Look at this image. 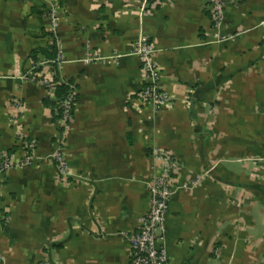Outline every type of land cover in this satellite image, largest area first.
I'll list each match as a JSON object with an SVG mask.
<instances>
[{
	"label": "crops",
	"instance_id": "obj_1",
	"mask_svg": "<svg viewBox=\"0 0 264 264\" xmlns=\"http://www.w3.org/2000/svg\"><path fill=\"white\" fill-rule=\"evenodd\" d=\"M0 0V264H131L129 237L161 173L181 166L164 246L170 264H264V0H226L215 28L205 0ZM146 36L162 107L143 104ZM54 75L75 93L59 123L49 90L22 77L59 53ZM26 107L13 125L15 102ZM20 128L37 148L18 166ZM62 152V179L53 155Z\"/></svg>",
	"mask_w": 264,
	"mask_h": 264
},
{
	"label": "built area",
	"instance_id": "obj_2",
	"mask_svg": "<svg viewBox=\"0 0 264 264\" xmlns=\"http://www.w3.org/2000/svg\"><path fill=\"white\" fill-rule=\"evenodd\" d=\"M171 1V0H164ZM147 5H160L161 0H144ZM208 10L211 12L212 21L215 28H219L225 21L226 0H205ZM47 14L49 29L55 34L59 22V7L53 0ZM55 59H42L41 62L33 65L22 78L47 88L52 95H55L62 79L54 75V69H59L63 64L60 55ZM132 54L139 58L141 62L140 78L141 88L137 94L143 104H150L154 107H162L168 103L169 97L160 89L161 78L160 67L157 65L154 54V45L146 36L141 37L134 48ZM75 93L72 91L67 99L61 104L59 123L66 126L72 120ZM15 114L13 125H20L26 107L19 101L14 104ZM17 140L23 151V159L18 166L30 164L35 158L37 144L28 139L27 134L20 128L17 131ZM153 157L162 163V170L154 177L149 185V208L137 221V227L129 237L131 247V264H170L164 246V234L166 221L169 215L170 200L176 190V176L181 170L180 163L168 152L156 149ZM57 169L62 179H66L70 174V167L66 157L62 152L53 155ZM12 158L8 154L0 155V195L3 189L1 177L12 167Z\"/></svg>",
	"mask_w": 264,
	"mask_h": 264
},
{
	"label": "trees",
	"instance_id": "obj_3",
	"mask_svg": "<svg viewBox=\"0 0 264 264\" xmlns=\"http://www.w3.org/2000/svg\"><path fill=\"white\" fill-rule=\"evenodd\" d=\"M161 1H164V0H161ZM53 56H47V58L51 59ZM71 92H72V88H71L70 84L63 81L58 86L57 91L54 95L55 101H51V102L46 101V104L53 106L56 109L57 113L60 114L61 113V108H60L61 104L67 99V97L69 96V94Z\"/></svg>",
	"mask_w": 264,
	"mask_h": 264
}]
</instances>
